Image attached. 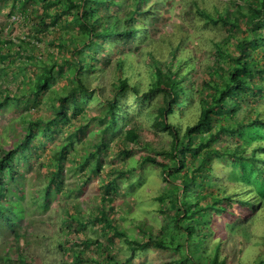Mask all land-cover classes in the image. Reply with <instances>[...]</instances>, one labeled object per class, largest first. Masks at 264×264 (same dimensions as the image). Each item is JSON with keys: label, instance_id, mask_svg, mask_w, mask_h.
Here are the masks:
<instances>
[{"label": "rangeland", "instance_id": "1", "mask_svg": "<svg viewBox=\"0 0 264 264\" xmlns=\"http://www.w3.org/2000/svg\"><path fill=\"white\" fill-rule=\"evenodd\" d=\"M62 2L29 0L23 6L20 0H0V39L6 42L5 46H10L14 55L8 62L0 59V89H7L9 93L5 101L2 98L6 90L0 91V99L5 101L0 103V144L13 148L20 143L21 139L16 133L19 132L22 137L28 125L27 121H22V116H44V119L54 117L58 104L56 93L64 92L66 84H71L68 83L70 67L65 62L64 51L57 46L58 37L36 39L31 29L32 22L36 20L35 14L39 13L38 16L43 15L47 23L46 28L53 35L58 32L64 36L70 35L74 28L63 21L71 19L69 14L61 12L62 20L49 22L48 15L52 16L62 6ZM115 2V5H106L104 9L121 15L126 0ZM188 3L187 0H160L153 4V10L140 18L138 24L146 22L145 31L149 29L148 39L151 43L148 46L153 48L154 54L157 53L155 58L165 59L169 46L181 38L187 46L185 49L192 53L191 60L195 65L193 77L201 81L203 77L206 78L205 71L209 65L214 64L215 59V48L213 43L206 39L207 34H213L214 38L220 41L226 37L227 32L225 26L202 22ZM21 39L35 42L37 50L41 52L37 59L24 56L22 49L15 52L18 49L16 45L22 48L28 45L20 42ZM13 41L14 45L11 44ZM141 42V38L136 40L137 44L142 45ZM231 42L228 39L224 46L231 48ZM107 44L106 48L96 46L93 49L99 58L114 56L116 50L122 48L116 47L112 41ZM141 47L133 52L134 44H127L122 50L128 56L127 61L131 63L132 75L128 71L131 80L144 91L150 78L148 58L144 54L146 47ZM255 50L262 54L259 46ZM45 65H53L54 75L48 80L47 86L37 98L31 99L32 94L21 96L15 89L18 87L20 90H26L33 86V78L46 69ZM103 72L100 81L93 82H99L97 91L86 96H77L75 100L67 96L62 109V112H66V118H54L45 134L40 135L41 128H38V132L31 134L32 140H28L14 155V167L17 171L15 175L20 174L16 208L22 217L23 225L22 234L17 240L12 233L0 232L3 253L9 259L3 261L4 264H74L73 250L79 252L84 246L80 241L85 237L92 238L93 242L87 245L85 250L105 262L111 260L106 258L102 244L108 246L110 254L117 261L129 256L128 264H184L180 253L175 250L148 247L139 252L133 251L122 236L112 233L100 219L93 218L100 210L102 196L109 195L113 197V201L105 208L110 219L124 228L130 236H145L136 227V223L144 221L151 224L156 233L169 238L174 223L168 202L159 199V196L170 199L169 197H173V191L163 179L159 165L142 159L144 154L162 159V155L156 150L168 148L171 141L168 131L153 123L156 108L163 101L162 94L154 92L144 97L130 88L118 93V125L112 131H107L105 143H100V128L106 120L101 121L96 116L102 112V93L112 95L113 79L109 68ZM207 90L208 87H201V94ZM198 94L195 93L188 102L175 104V109L169 114V119L178 123L181 129L188 123H193L200 112ZM242 112V108L239 109L235 118H239ZM127 123L136 129L140 144L123 141V129ZM221 123L231 124V119L220 118L212 127L216 128ZM72 127L79 128L80 132L71 134ZM212 127L201 129L195 139L208 135ZM258 137H264V126L245 127L234 132L223 131L210 139L209 144L223 148L247 143ZM32 143H36L38 147H34ZM124 148L127 151H123ZM61 150L64 151L61 180L49 184L48 171L54 169L53 156ZM93 150L95 152L89 155L88 152ZM190 153H187L188 162L192 157ZM193 157L196 158L197 155ZM209 163L212 172L217 175L218 182L231 186L242 184V187H254L264 196V176L255 171L250 161L243 160L239 164L238 160L224 155L213 157ZM258 165L262 166L264 162L259 161ZM238 192L245 193L244 190ZM80 207L90 219L85 226L77 227L64 216L65 213L79 214ZM251 229L253 231L245 246L239 253L235 251L230 256L233 258L231 264H246L253 257L263 254L264 241L260 234L264 231V219L257 220ZM228 246H231V243L228 242L226 248ZM91 264H95L94 261Z\"/></svg>", "mask_w": 264, "mask_h": 264}, {"label": "trees", "instance_id": "2", "mask_svg": "<svg viewBox=\"0 0 264 264\" xmlns=\"http://www.w3.org/2000/svg\"><path fill=\"white\" fill-rule=\"evenodd\" d=\"M20 1L24 6L29 0ZM62 1V6L52 16L48 15L49 22L56 23L62 20L61 12L69 14L71 19H63V21L74 28L70 35L64 36L59 32L53 35L46 28L47 23L43 15L38 16L39 13L35 14L36 20L32 22L31 29L36 39L58 37L57 46L64 51L65 62L70 67L68 83L71 84H66L64 92L56 93L58 104L54 117L44 119V116H22V121H27L28 125L22 137L19 132L16 133L21 139L20 143L13 148L0 144V232L12 233L16 240L22 234V217L16 208L20 174L15 175L17 171L14 167V155L18 149L27 144L28 140H32L31 134L38 132V128H41L40 135L45 134L54 118L58 116L66 118V112H62V109L67 96L75 100L77 96H86L97 91L99 82L95 84L93 82L100 81L104 69L109 68L113 75L112 95L107 96L102 93V112L96 116L101 121L106 120L100 128V143H105L104 137L107 131H112L118 125L116 112L118 93L130 88L134 93L142 94L144 97L154 92L162 94L163 101L156 108L153 123L157 127L166 129L171 135V141L168 148L156 150L162 155V159L151 154L142 155V159L159 165L163 179L172 189L173 197L165 199V196H159V199L168 202L174 223L169 238L156 233L152 230V225L144 221L136 223V227L145 236L140 238L130 236L124 228L110 219L105 208L113 201V197L109 195L102 196L100 210L93 218L100 219L112 233L122 236L133 251L139 252L148 247L175 250L180 253L179 256L184 264H231L233 258L230 256L235 251L239 253L250 239L253 231L251 227L260 218L264 219V196L254 187L246 188L242 187V184L231 186L225 182H218L217 175L212 172L209 162L213 157L227 155L238 160L239 164L243 160L250 161L255 171L264 176V165H258L259 161L264 162V137L223 148L210 146L209 140L223 131L234 132L240 128L264 126V0L238 2L237 0H187L192 7L191 10L202 22L225 26L228 37L219 41L213 34H207L206 39L210 40L215 48V59L214 64L209 65L205 71L206 78L203 77L201 81L193 77L195 65L191 60L192 53L185 49L187 46L181 38L169 46L165 59L155 58L157 53L154 54L153 48L148 46L151 44L148 39L149 29L145 31L146 22L138 24V21L151 11L154 3L160 0H126L121 15L104 9L106 5H115V0ZM138 38L142 39V45L136 43ZM228 39L232 41L231 48L224 46ZM19 41L28 45L25 48L16 45L18 49L15 52L22 49L24 56L34 59L41 54L35 42L31 43L29 39ZM109 41H112L116 47L122 48L117 49L114 56L99 58L93 49L96 46L106 48ZM13 42L11 44L14 45ZM5 43L0 39V59L8 62L14 55L13 51H10V46H5ZM127 44H134L133 52L142 48L141 46L146 47L144 54L148 58L150 79L144 91L131 80L133 73L130 70L131 63L127 61L128 56L122 50ZM258 46L262 54L256 52L255 48ZM45 66L46 69L33 78V86L26 90L17 87L15 90L20 92L21 96L32 94L31 99L37 98L41 90L47 86L48 80L54 76L53 65ZM201 87H208L203 95ZM1 90H6L2 98L5 100L9 97V93L7 89ZM195 93H199L200 112L193 123H188L181 129L178 123L169 119V114L175 109V104L190 101ZM2 99L0 103L6 101ZM241 108L242 115L236 119L235 113ZM220 118L231 119V124L221 123L216 128L212 127ZM210 127L212 128L208 135L195 139L201 129ZM78 132H80L79 128H71V134ZM123 135L125 142H132L135 145L141 143L136 129L128 123L123 129ZM32 145L38 147L36 143ZM123 151H127L126 148ZM94 152V150L89 151L88 154ZM188 152H191L192 156L190 162L187 161ZM195 155L196 158L193 157ZM53 158L54 169L48 171L49 184L61 180L64 151H58ZM243 190L245 193L239 194L238 191ZM79 210L77 215L65 213L64 216L77 227L85 226L90 219L89 216L84 215L83 208L80 207ZM260 237L264 241V231ZM91 239L83 238L80 242L84 246L78 250L79 252L73 250L74 264H91L93 261L95 264H128L129 256L117 261L105 244H102L105 256L111 262L90 255L85 248L93 243ZM228 242L231 246L226 248ZM262 246L263 254L253 257L246 264H264V242ZM83 254L85 256H82ZM6 260L9 259L3 253L0 242V264H4L3 261Z\"/></svg>", "mask_w": 264, "mask_h": 264}]
</instances>
